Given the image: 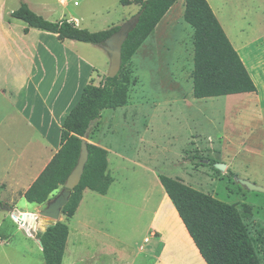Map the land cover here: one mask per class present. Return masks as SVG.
Instances as JSON below:
<instances>
[{"label":"rangeland","instance_id":"1","mask_svg":"<svg viewBox=\"0 0 264 264\" xmlns=\"http://www.w3.org/2000/svg\"><path fill=\"white\" fill-rule=\"evenodd\" d=\"M76 1L78 5L68 0L67 9L84 12L83 25L89 31L123 24L138 12L141 2L129 0L131 3L123 6L126 4L122 0H102L106 10L88 17L87 8L96 9V2ZM208 2L223 22L232 45L242 47L252 60L250 69L259 86L257 96L261 97L264 81L258 76L264 73V0ZM183 11L184 0L174 2L124 65L121 72L129 77L126 102L102 110L90 130L88 141L107 151V170L113 182L105 195L90 190L85 193L76 215L60 216L59 221L70 230L63 264H71L70 249L75 243L85 247L75 264H110V257L94 251L96 244L84 241L82 235L102 234L123 254H130L142 244L144 236L149 237L152 221L186 232L158 174L179 178L234 205L249 235L257 238L258 258L264 264V193L247 189L237 180L264 187V126L257 125L264 115L259 118L253 113L248 119L257 106L255 95L192 96L193 30L184 21ZM82 45L90 49L84 53L96 63L109 62L102 47ZM214 163L226 167L220 171ZM1 172L0 188L5 184ZM11 198L0 191L3 203L17 213H32L35 219L25 230L0 206V264H44L39 236L48 221L38 211L46 201L22 208L23 199ZM83 224L86 227H77Z\"/></svg>","mask_w":264,"mask_h":264},{"label":"trees","instance_id":"2","mask_svg":"<svg viewBox=\"0 0 264 264\" xmlns=\"http://www.w3.org/2000/svg\"><path fill=\"white\" fill-rule=\"evenodd\" d=\"M176 0H141L138 20L127 34L121 48V66L114 77L104 76L99 84L87 83L75 105L66 114L61 128V145L50 161L23 193L28 203L41 204L61 189L76 164L81 137L87 126L99 121L104 109L123 105L127 99L128 74L122 69L138 47L154 30ZM129 5L131 1L122 0ZM10 16L29 27L56 33L59 39H72L100 44L116 32L119 25L89 31L62 19L50 21L32 11L25 3ZM183 19L193 30V68L191 72L194 98L218 97L256 92V85L238 52L233 47L207 0H184ZM122 73L121 80L118 76ZM88 158L79 183L71 191L62 214L73 216L88 188L106 194L113 178L108 172L107 151L87 143ZM168 199L206 264H261L252 238L243 223L239 210L208 193L185 184L179 178L158 174ZM4 204L0 200V206ZM69 229L57 221L47 225L39 236L44 264H62Z\"/></svg>","mask_w":264,"mask_h":264},{"label":"crops","instance_id":"3","mask_svg":"<svg viewBox=\"0 0 264 264\" xmlns=\"http://www.w3.org/2000/svg\"><path fill=\"white\" fill-rule=\"evenodd\" d=\"M87 1L96 2L97 6L96 9L87 8L88 17L106 10L101 6L102 0ZM21 3H25L47 20L66 19L81 28H85V14L75 9L68 10V0H0V169L5 180L0 191L9 197L23 199L24 208L36 205L28 203L23 193L59 149L61 128L66 114L78 101L87 83L93 80L97 85L103 80L109 62L102 60L100 65L95 62L97 60L94 61L86 55L84 52H90V49H85L82 45L85 42L59 39L56 33L32 27L24 31L26 23L10 16ZM73 3L78 5L76 0ZM211 8L228 37L223 22L215 9L212 6ZM169 10L170 8L165 14ZM90 12L92 13L89 14ZM113 25L115 23L106 28ZM94 45L100 47L99 44ZM233 47L256 85V92L238 94L256 97L259 86L250 69L253 62L242 47ZM94 74L95 78L92 77ZM259 75V80L264 81V73L259 72ZM256 98L257 106L252 109L248 119L253 113L259 118L264 115V87L262 96ZM257 123L258 126H264V120L258 119ZM88 191V188L83 189L75 215ZM151 223L148 226L149 237L144 236L142 244L137 245L130 254H123L122 249L112 246L102 234L82 235V239L95 243L97 248L94 251L100 255H108L110 264H142L144 260L148 264H206L185 227L186 232H182V228L179 231L165 228L158 221ZM85 224L77 227H86ZM69 234L70 230L64 254L67 251ZM80 240L78 238L77 241ZM72 246L70 262L75 264L76 257L79 260V253L85 247L76 243ZM39 250L41 251V245Z\"/></svg>","mask_w":264,"mask_h":264},{"label":"water","instance_id":"4","mask_svg":"<svg viewBox=\"0 0 264 264\" xmlns=\"http://www.w3.org/2000/svg\"><path fill=\"white\" fill-rule=\"evenodd\" d=\"M140 12L134 14L130 19H128L123 24L119 25V28L116 32L111 34L106 38L102 43L99 44L108 55L109 66L106 73L108 77H114L118 74L121 66V48L124 40L127 37V34L135 26ZM94 124L90 122L87 126L83 136L81 137L79 155L76 161V164L72 168L71 172L66 177L64 184L61 189L52 196L49 200L46 201L44 207L38 211V215L43 216L47 221L48 225L53 224L59 221L60 216L62 215V208L66 204L71 194V191L79 183L81 175L84 170V165L88 158V149L87 143L88 135ZM214 167L220 171H223L226 167L223 163H214ZM241 184H243L247 189L255 190L264 193V187L256 185L248 180L237 179ZM1 207L11 213V216L18 221L25 230H29L30 224L29 221H34L35 216L32 213H17L14 207L4 203ZM40 242V240H39ZM41 245V243H40Z\"/></svg>","mask_w":264,"mask_h":264},{"label":"bare ground","instance_id":"5","mask_svg":"<svg viewBox=\"0 0 264 264\" xmlns=\"http://www.w3.org/2000/svg\"><path fill=\"white\" fill-rule=\"evenodd\" d=\"M157 25H158V24H157ZM157 25H156V26H157Z\"/></svg>","mask_w":264,"mask_h":264}]
</instances>
